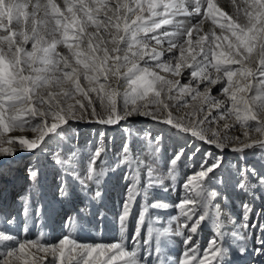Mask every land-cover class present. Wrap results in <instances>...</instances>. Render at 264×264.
Instances as JSON below:
<instances>
[{
	"label": "snow or ice",
	"instance_id": "snow-or-ice-1",
	"mask_svg": "<svg viewBox=\"0 0 264 264\" xmlns=\"http://www.w3.org/2000/svg\"><path fill=\"white\" fill-rule=\"evenodd\" d=\"M230 2L227 12L218 0H0V165L19 152L35 157L26 168L31 193L40 185L44 157L56 169L62 198L71 195L70 178L82 191L94 186L88 199L97 205L110 173L124 169L127 183L118 239L82 240L71 216L68 231L54 240L43 231L26 238L27 228L20 234L8 230L16 218L5 214L0 264H234L215 202L220 193L211 185L224 183L217 173L225 151H264V0ZM134 118L184 141L166 172L160 169L163 135L140 137L149 161L133 155ZM73 123L119 126L126 135L114 163L104 159L103 130L99 140L88 142L84 158L78 147L65 151V132ZM201 144L209 148L197 159ZM185 160L194 170L183 181V195L171 205L148 204L154 189H174ZM6 171L0 167V176ZM235 177L234 187L245 194L264 189V172L255 167H241ZM138 198L145 203L129 236ZM19 200L27 217L29 195ZM169 208L176 214L167 219L147 215ZM88 211L86 204L77 216ZM241 211L240 227L260 231L252 254L264 257V223L247 222L252 216L264 220V209L244 202ZM34 215H41L40 207ZM99 217L102 222L104 214ZM206 224L214 232L201 244ZM232 235L240 256L248 254L245 237L238 230ZM174 237L183 243L175 258L167 252Z\"/></svg>",
	"mask_w": 264,
	"mask_h": 264
},
{
	"label": "rangeland",
	"instance_id": "rangeland-1",
	"mask_svg": "<svg viewBox=\"0 0 264 264\" xmlns=\"http://www.w3.org/2000/svg\"><path fill=\"white\" fill-rule=\"evenodd\" d=\"M223 5L224 10L231 11V2L226 3L219 1ZM225 4V5H224ZM230 5V6H229ZM227 6V7H226ZM226 8V9H225ZM230 9V10H229ZM213 95H217L215 89ZM134 133L130 139V144L133 149V155L139 154L142 159L149 161L151 155L148 151L145 140L140 139L145 132H151L153 136L163 135L164 142L160 154V169L162 172L167 171V162L174 151L177 150L178 144H183V140H177L174 137L162 133L160 126L153 124L151 121L144 118H134L129 122ZM105 132L104 143L107 149V155L104 157L106 164L111 165L117 159L123 143L125 142V133L119 126H101L98 124L73 123L71 129L65 132L64 150L67 151L69 146L80 148L82 158L86 156L87 149L90 147L89 141L95 143L99 140V133ZM233 135H239V132H232ZM29 136L33 135L31 133ZM209 148L208 145L201 144V153L197 154V159L200 158L204 150ZM213 151H216L213 149ZM217 155L219 153L217 152ZM224 167L217 175L224 180L223 184H213L220 196L217 197L216 203L221 208V220L224 222L223 231L225 232V246L229 247L232 253L234 264H264V257H259L252 254L255 247H258V237L260 236L259 228L243 229L240 227L243 222L241 205L244 202H250L254 206V210L259 212L264 209V189L259 186L252 192L245 194L234 187L236 183L235 173L238 169L244 166L255 167L258 172H264V151L260 149L246 150V154L230 152L224 153ZM35 162L33 157L28 152H19L15 158H9L4 161L0 167L5 168L6 174L0 176V228L6 227L5 214L7 217H15L13 225L9 231L20 234L27 228L26 238H35L36 235L43 231L47 233L50 240L65 234L68 229L65 227L68 217L71 216L77 220L76 234L82 240H103L113 241L119 238L118 214L121 210L123 200L127 194V183L123 180L124 169H118L114 173H110L111 179L108 180L104 189V200L97 205L89 201V197L94 192V186L89 191H82L78 185H73L68 178L70 196L62 198L59 194L57 185L59 177L56 174V169L44 158L40 159V185L36 191L29 193L30 181L27 179L26 168L29 164ZM193 167L188 161L179 163L177 167V181L174 189L170 188L168 192H163L161 189H154L147 198V203L151 204L154 201L162 203L174 204L180 196L183 195L184 189L182 184L187 175L193 172ZM255 183V178H252ZM166 184H171V181H166ZM28 194L31 204V214L27 217L23 212V203L19 200L20 196ZM227 197V199H225ZM145 201L138 198V203L133 207V213L128 221L129 236L134 232L136 222L141 211L142 204ZM88 205L89 211L86 214L77 216L80 208ZM40 207L41 215L36 217L34 210ZM99 213L104 214V219L100 222ZM174 208L169 209H149L147 215L151 217L159 216L167 219L169 215H175ZM235 220V224L231 220ZM249 225L252 223H264V220L252 216L247 221ZM239 231L241 236L245 237L248 254L240 256L236 243H234L233 232ZM146 234L147 222L142 229ZM214 232V225L206 224L202 227L200 233V242L205 244ZM183 250L181 237H174L169 245L167 252L172 257H178Z\"/></svg>",
	"mask_w": 264,
	"mask_h": 264
},
{
	"label": "bare ground",
	"instance_id": "bare-ground-1",
	"mask_svg": "<svg viewBox=\"0 0 264 264\" xmlns=\"http://www.w3.org/2000/svg\"><path fill=\"white\" fill-rule=\"evenodd\" d=\"M219 1H221V3L222 2H224V3H226L228 0H226V2H225V0H219ZM222 5V4H221ZM225 5V4H224ZM230 6V5H229ZM227 7V6H226ZM226 9V8H225ZM230 10V9H229ZM192 22H194V21H192ZM233 132H236V133H238L237 131H233ZM227 154L228 153H230V151H225Z\"/></svg>",
	"mask_w": 264,
	"mask_h": 264
}]
</instances>
